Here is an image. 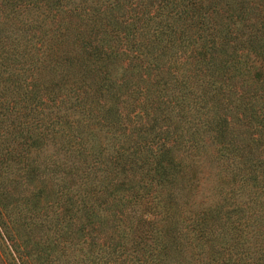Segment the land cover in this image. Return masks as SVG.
<instances>
[{
  "label": "trees",
  "instance_id": "obj_1",
  "mask_svg": "<svg viewBox=\"0 0 264 264\" xmlns=\"http://www.w3.org/2000/svg\"><path fill=\"white\" fill-rule=\"evenodd\" d=\"M0 264H264V0H0Z\"/></svg>",
  "mask_w": 264,
  "mask_h": 264
}]
</instances>
